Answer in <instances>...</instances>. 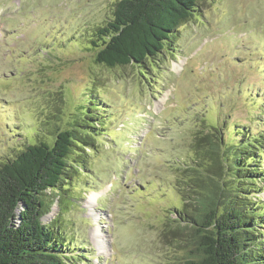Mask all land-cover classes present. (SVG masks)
Masks as SVG:
<instances>
[{
  "label": "rangeland",
  "instance_id": "obj_1",
  "mask_svg": "<svg viewBox=\"0 0 264 264\" xmlns=\"http://www.w3.org/2000/svg\"><path fill=\"white\" fill-rule=\"evenodd\" d=\"M116 2L0 0V162L88 122L94 139L76 149L87 155L67 205L43 222L57 223L70 264H177L161 233L203 124L228 144L261 136L251 196L264 220V0H204L167 42L174 51L108 69L93 41Z\"/></svg>",
  "mask_w": 264,
  "mask_h": 264
},
{
  "label": "trees",
  "instance_id": "obj_2",
  "mask_svg": "<svg viewBox=\"0 0 264 264\" xmlns=\"http://www.w3.org/2000/svg\"><path fill=\"white\" fill-rule=\"evenodd\" d=\"M203 1L117 0L110 20L94 33L102 43L93 41L95 62L108 69L146 66L174 51L167 42ZM82 124L62 128L52 142L29 144L0 162V264H70L72 256L60 249L57 223L45 224L43 218L56 201L63 213L67 183L84 167L87 154L75 152L91 148L94 136L87 130L94 129ZM261 144V136L249 134L228 144L220 126L197 129L192 159L181 170L187 176L183 203L161 233L180 250L177 264H264L263 213L251 196L259 170L252 164L259 161Z\"/></svg>",
  "mask_w": 264,
  "mask_h": 264
},
{
  "label": "bare ground",
  "instance_id": "obj_3",
  "mask_svg": "<svg viewBox=\"0 0 264 264\" xmlns=\"http://www.w3.org/2000/svg\"><path fill=\"white\" fill-rule=\"evenodd\" d=\"M99 194L98 193H95V194H93V196L92 197H97Z\"/></svg>",
  "mask_w": 264,
  "mask_h": 264
}]
</instances>
